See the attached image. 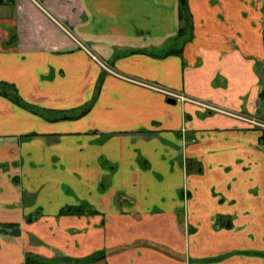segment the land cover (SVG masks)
<instances>
[{
    "label": "crops",
    "instance_id": "crops-1",
    "mask_svg": "<svg viewBox=\"0 0 264 264\" xmlns=\"http://www.w3.org/2000/svg\"><path fill=\"white\" fill-rule=\"evenodd\" d=\"M180 5L0 0V264H264L261 132L161 90L264 119V0Z\"/></svg>",
    "mask_w": 264,
    "mask_h": 264
},
{
    "label": "trees",
    "instance_id": "trees-1",
    "mask_svg": "<svg viewBox=\"0 0 264 264\" xmlns=\"http://www.w3.org/2000/svg\"><path fill=\"white\" fill-rule=\"evenodd\" d=\"M181 5V15H180V20L183 22L181 29L183 30V28H186V31L190 30L191 27V19H190V14L188 12L187 6H186V1L185 0H181L180 1ZM0 94L10 98L12 101L16 102V103H20L23 105H26V103L22 102L21 99L19 98L16 89L14 88L13 85L4 82V81H0ZM28 106V105H26ZM29 108H32L31 106H28ZM59 116H61V118H66L70 115H68L67 113H61L59 114ZM0 231H3V229L0 227ZM58 261H67V259H55V260H51L48 261L46 259L40 258L34 254L31 253H27L25 255V263L24 264H51L54 262H58Z\"/></svg>",
    "mask_w": 264,
    "mask_h": 264
},
{
    "label": "built area",
    "instance_id": "built-area-1",
    "mask_svg": "<svg viewBox=\"0 0 264 264\" xmlns=\"http://www.w3.org/2000/svg\"><path fill=\"white\" fill-rule=\"evenodd\" d=\"M62 28L69 35L72 36V34L69 33V31H68V29L66 27L62 26ZM73 38H75V37H73ZM76 41L81 46V48H83L85 51H87L89 53V55L95 61H97L105 69L109 70V68L107 67L108 66L107 64L102 63L98 58H96V56L93 53H91L83 43H81L77 39H76ZM161 90L163 91V93H165L170 98H176L177 100H181V101H190V102L195 103L197 106H199L201 108H206V109H209V110H211L213 112H217V113L225 114V115H228V116L240 118V119H243V120H246V121H250V122H253V123L255 122V120H253L252 118L242 116L241 114H239L237 112L231 111L230 109H225V108H223L221 106H218L216 104H213L211 102H208V101L207 102H205V101H197V100L188 98L187 96L183 95L182 93L175 92V91H172V90H165V89H161ZM258 126H259L260 129H262L264 131V124H261V123L258 122ZM183 131H184V133H186L187 128H184Z\"/></svg>",
    "mask_w": 264,
    "mask_h": 264
},
{
    "label": "flooded vegetation",
    "instance_id": "flooded-vegetation-1",
    "mask_svg": "<svg viewBox=\"0 0 264 264\" xmlns=\"http://www.w3.org/2000/svg\"><path fill=\"white\" fill-rule=\"evenodd\" d=\"M186 1V0H185ZM175 101V100H174ZM208 102H211L213 103L212 101H208ZM213 104H216V103H213ZM217 105V104H216ZM219 106V105H218ZM201 108V107H200ZM202 109V108H201ZM231 111H234L232 109H230ZM213 112V111H212ZM234 112H237L239 114H241L242 116H245V117H249V118H252L253 120H255V122H250V121H246V120H243V119H240V118H236V117H233V118H236L238 120H241L243 122H245L247 124V127L250 128V129H257L261 132V144L262 146L264 147V131L262 129L259 128L258 126V122L261 123V124H264V119L261 118V117H258V116H255V115H246L244 113H241L239 111H234ZM214 113H217V112H214ZM225 115V114H224ZM228 116V115H227ZM232 117V116H230ZM192 141H194V139H191Z\"/></svg>",
    "mask_w": 264,
    "mask_h": 264
},
{
    "label": "rangeland",
    "instance_id": "rangeland-1",
    "mask_svg": "<svg viewBox=\"0 0 264 264\" xmlns=\"http://www.w3.org/2000/svg\"><path fill=\"white\" fill-rule=\"evenodd\" d=\"M181 1V0H180ZM91 52V51H90ZM97 58V57H96ZM108 68H109V70L108 71H110L111 73H114V71L110 68V66H107ZM104 68V67H103ZM105 69V68H104ZM105 70H107V69H105ZM165 94V93H164ZM184 95V94H183ZM165 96L166 97H168L166 94H165ZM186 96V95H185ZM188 97V96H187ZM169 99H173V100H175V101H179V102H187V103H191V104H193V105H195V106H197L195 103H193V102H190V101H181V100H177L176 98H170V97H168ZM188 98H191V99H194V100H197V101H205V102H207V101H209V100H203V99H196V98H193V97H188ZM197 107H199V106H197ZM200 108V107H199ZM224 108V107H223ZM202 109H204L205 111H210V112H212L211 110H209V109H206V108H202ZM225 109H227V108H225Z\"/></svg>",
    "mask_w": 264,
    "mask_h": 264
},
{
    "label": "water",
    "instance_id": "water-1",
    "mask_svg": "<svg viewBox=\"0 0 264 264\" xmlns=\"http://www.w3.org/2000/svg\"><path fill=\"white\" fill-rule=\"evenodd\" d=\"M168 101L171 102V103H174L175 102L173 99H169Z\"/></svg>",
    "mask_w": 264,
    "mask_h": 264
}]
</instances>
